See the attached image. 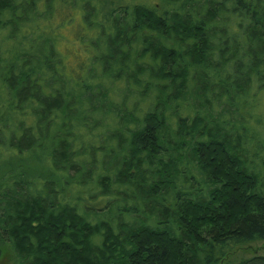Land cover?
<instances>
[{"label": "trees", "instance_id": "16d2710c", "mask_svg": "<svg viewBox=\"0 0 264 264\" xmlns=\"http://www.w3.org/2000/svg\"><path fill=\"white\" fill-rule=\"evenodd\" d=\"M0 87L17 264H221L264 240V131L241 111L264 105V0H0Z\"/></svg>", "mask_w": 264, "mask_h": 264}, {"label": "rangeland", "instance_id": "374dc122", "mask_svg": "<svg viewBox=\"0 0 264 264\" xmlns=\"http://www.w3.org/2000/svg\"><path fill=\"white\" fill-rule=\"evenodd\" d=\"M64 38L66 40H69L71 34L70 30L67 29L63 33ZM62 37L59 42H62L66 44V40H64ZM65 56V55H64ZM66 57V56H65ZM2 88L0 87V103L3 104V102L7 99L5 93L3 92ZM259 100L251 101L247 103L246 105L243 104L241 111L243 112L244 116L248 119V121L252 124L251 128L257 133L264 131V108L262 105H259ZM9 106L8 103H6L4 106H0V114L5 115L6 111L8 110ZM5 154V153H4ZM6 155V154H5ZM7 156V155H6ZM40 156L35 159V157L28 158L30 162L33 163V170L40 171V167L42 168L44 166L43 161L41 159L39 160ZM45 167V166H44ZM57 185L59 189L61 190V193L63 196L69 198L72 197L70 192V186L68 184L63 185L61 183V178H58ZM74 195V194H73ZM73 199V198H72ZM227 254L220 262L221 264H235L238 263L241 260H244L246 258H249L253 255H261L264 254V240H256L251 242H246L240 246H235L233 248H230L227 250ZM0 264H17V259L9 250L6 249L1 243H0Z\"/></svg>", "mask_w": 264, "mask_h": 264}]
</instances>
